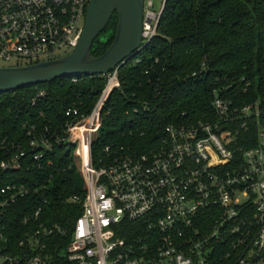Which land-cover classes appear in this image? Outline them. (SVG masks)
<instances>
[{
    "label": "built area",
    "instance_id": "obj_1",
    "mask_svg": "<svg viewBox=\"0 0 264 264\" xmlns=\"http://www.w3.org/2000/svg\"><path fill=\"white\" fill-rule=\"evenodd\" d=\"M92 2L0 0V61L22 68L74 51ZM164 4L156 12L154 0L145 2V48L158 34ZM106 80L92 114L67 112L76 117L67 141L75 146L87 196L65 249L66 263L264 264V95L240 105L217 94L208 122L167 127L148 154L106 147L105 157L95 162L93 145L103 126V108L120 88L119 71ZM25 156L20 150L0 158V170H19ZM28 194L24 187L2 189L0 211ZM41 234L30 238L33 251L45 249ZM22 260L0 249V264ZM50 260L34 254L26 264Z\"/></svg>",
    "mask_w": 264,
    "mask_h": 264
},
{
    "label": "trees",
    "instance_id": "obj_2",
    "mask_svg": "<svg viewBox=\"0 0 264 264\" xmlns=\"http://www.w3.org/2000/svg\"><path fill=\"white\" fill-rule=\"evenodd\" d=\"M118 26L115 14L94 43V58L113 46ZM119 83L102 111L95 162L105 157L106 147L148 154L167 127L208 122L217 94L240 105L261 98L264 0H166L157 36L119 70ZM106 87L101 76L63 78L0 94V158L26 153L19 170H0V198L8 186L29 192L5 213L0 211L3 254L23 259L22 264L34 254L51 257L49 264H67L65 249L87 196L78 183L75 146L67 141L68 126L76 117L67 112L76 109L79 117L89 116ZM42 92L45 97H39ZM44 230L54 235L44 237ZM36 231L42 232L44 250L30 248Z\"/></svg>",
    "mask_w": 264,
    "mask_h": 264
},
{
    "label": "water",
    "instance_id": "obj_3",
    "mask_svg": "<svg viewBox=\"0 0 264 264\" xmlns=\"http://www.w3.org/2000/svg\"><path fill=\"white\" fill-rule=\"evenodd\" d=\"M145 2L146 0H93L78 47L70 55L58 60L22 68H0V94L49 84L63 78L101 76L107 79L145 48ZM163 12L164 10L161 19ZM115 14L119 16L115 42L106 54L94 58V43L107 29Z\"/></svg>",
    "mask_w": 264,
    "mask_h": 264
},
{
    "label": "rangeland",
    "instance_id": "obj_4",
    "mask_svg": "<svg viewBox=\"0 0 264 264\" xmlns=\"http://www.w3.org/2000/svg\"><path fill=\"white\" fill-rule=\"evenodd\" d=\"M155 2V8L154 10L156 12H159L162 8V5H163V0H154ZM73 52V51H72ZM72 52H62V53H58L57 54V58L60 59V58H64L66 57L67 55H70ZM7 67H10V65L6 64L5 62L3 61H0V68H7ZM79 167H80V163H79ZM78 183H79V186L82 188V189H86V183H85V180H84V177L82 175V173L79 174L78 176Z\"/></svg>",
    "mask_w": 264,
    "mask_h": 264
}]
</instances>
